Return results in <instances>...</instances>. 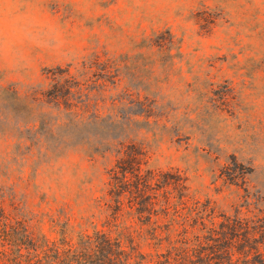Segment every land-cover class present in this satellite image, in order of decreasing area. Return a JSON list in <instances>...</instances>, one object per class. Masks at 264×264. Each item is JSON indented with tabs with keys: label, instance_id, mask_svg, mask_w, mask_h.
Wrapping results in <instances>:
<instances>
[{
	"label": "rangeland",
	"instance_id": "obj_1",
	"mask_svg": "<svg viewBox=\"0 0 264 264\" xmlns=\"http://www.w3.org/2000/svg\"><path fill=\"white\" fill-rule=\"evenodd\" d=\"M130 145L215 221L264 217V0H0V211L106 231Z\"/></svg>",
	"mask_w": 264,
	"mask_h": 264
},
{
	"label": "trees",
	"instance_id": "obj_2",
	"mask_svg": "<svg viewBox=\"0 0 264 264\" xmlns=\"http://www.w3.org/2000/svg\"><path fill=\"white\" fill-rule=\"evenodd\" d=\"M141 148L123 147L99 201L102 227L74 243L36 236L0 211V264H264V217L220 215L190 202L178 173L143 170ZM140 243L154 250L139 251Z\"/></svg>",
	"mask_w": 264,
	"mask_h": 264
}]
</instances>
